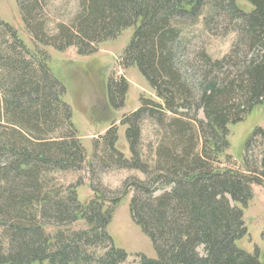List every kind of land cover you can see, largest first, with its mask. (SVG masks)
Here are the masks:
<instances>
[{"label":"trees","instance_id":"1","mask_svg":"<svg viewBox=\"0 0 264 264\" xmlns=\"http://www.w3.org/2000/svg\"><path fill=\"white\" fill-rule=\"evenodd\" d=\"M49 1L17 0L37 46L87 56L134 28L124 65L138 68L161 103L144 99L123 121L130 159L117 146L115 124L93 142L92 175L96 164L143 179L129 177L113 199L91 187L93 199L81 203L80 182L64 187L53 178L87 164L66 87L48 55L0 19V264L127 263L108 226L128 194L132 220L157 254L139 255L136 264H264L258 251L237 246L247 236L243 209L253 186L264 188V127L255 128L242 160L228 153L230 128L264 107V0H244L249 10L237 0H77L76 13L52 31ZM230 36L220 58L207 49L189 54L194 41ZM107 88L114 104L127 83ZM200 110L204 122L196 119ZM144 120L159 131L153 161L142 151ZM253 140L260 144L255 165L247 155ZM77 223L86 228L62 230Z\"/></svg>","mask_w":264,"mask_h":264},{"label":"rangeland","instance_id":"2","mask_svg":"<svg viewBox=\"0 0 264 264\" xmlns=\"http://www.w3.org/2000/svg\"><path fill=\"white\" fill-rule=\"evenodd\" d=\"M76 1L50 0L48 2V14L55 19V21L49 19L50 31L57 24L67 22L68 18L73 16L76 11ZM237 2L244 9L249 8L244 0H237ZM0 19L16 30L27 47L32 50L38 48L48 55L49 67L53 75L66 87L64 100L73 111L72 120L77 135L82 139L86 149L87 164L82 166L83 169L78 172L54 174L53 178L56 182L64 187L80 182L77 194L79 201L84 204L94 197L91 187L105 191L107 197L113 199L122 192L126 179L129 177L143 179L140 173L134 171L128 172L113 168L102 171L96 164V174L92 175L88 167L93 160V142L105 135L109 127L115 123L119 135L117 146L125 157L130 159L129 146L124 136L126 126L122 125L123 121L142 107L144 99L161 103L138 68L124 65V50L132 38L134 28H129L115 39L100 44L94 54L80 56L75 47L59 52L52 46H37L22 20L17 0H0ZM232 39V36L218 40L208 37L204 38L203 42L194 41L193 45L188 47L189 54L197 51L196 48L207 49L214 59L220 58L229 50ZM122 80L127 83L126 94L111 104L108 99V83L121 82ZM196 119L201 122L205 121L203 111L200 110L197 113ZM257 127H264V107L261 106L255 108L244 122L230 128L231 147L228 153L235 160H242L245 144ZM159 141L157 125L144 120L141 145L147 161H153V155L158 148ZM252 143L253 145L247 155L255 165L260 159V144L257 140H253ZM253 191L252 200L243 209L247 236L242 241H238L237 246L249 253L258 251L259 257L264 263V188L254 185ZM131 197L132 194L126 195L114 208L112 221L108 226V232L114 241V245L124 250L128 255L125 264H136L139 261V255H144L150 259L157 258L151 239L132 220L130 213ZM85 228L84 224L77 223L64 227L62 230L79 231ZM58 230L54 226L47 227V231L52 234Z\"/></svg>","mask_w":264,"mask_h":264},{"label":"bare ground","instance_id":"3","mask_svg":"<svg viewBox=\"0 0 264 264\" xmlns=\"http://www.w3.org/2000/svg\"><path fill=\"white\" fill-rule=\"evenodd\" d=\"M230 54V53H229Z\"/></svg>","mask_w":264,"mask_h":264}]
</instances>
